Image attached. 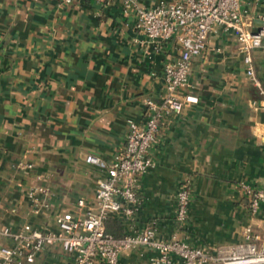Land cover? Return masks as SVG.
Instances as JSON below:
<instances>
[{
    "label": "crops",
    "instance_id": "crops-1",
    "mask_svg": "<svg viewBox=\"0 0 264 264\" xmlns=\"http://www.w3.org/2000/svg\"><path fill=\"white\" fill-rule=\"evenodd\" d=\"M161 1L174 2L139 3ZM241 12L252 33L264 30V0H243ZM135 26V13L119 2L0 0V226L54 231L60 215L82 219L95 210L98 180L125 147L129 122L145 124L146 99H161L164 67L179 57L175 41L158 46ZM254 66L264 92V38ZM189 84L183 93L199 102L161 124L155 167L138 189L140 211L109 218L106 230L121 238L154 224L160 239L177 234L206 250L240 243L248 227L264 239V206L253 214L246 190L264 185L262 96L232 32L210 34ZM90 155L104 168L88 164ZM20 162L33 168L20 170ZM185 182L189 220L180 228L176 195ZM35 185L50 191L40 196L49 205L40 213L28 196ZM155 255L139 248L119 264H149ZM71 262L54 246L32 264Z\"/></svg>",
    "mask_w": 264,
    "mask_h": 264
},
{
    "label": "built area",
    "instance_id": "built-area-1",
    "mask_svg": "<svg viewBox=\"0 0 264 264\" xmlns=\"http://www.w3.org/2000/svg\"><path fill=\"white\" fill-rule=\"evenodd\" d=\"M107 4L119 2L125 14L135 13L136 29L158 46L175 41L179 57L164 67V94L159 101L146 99V122L130 121L125 147L118 152L107 168L106 176L98 180L95 192V210L86 212L82 219L70 213L57 218L54 231H41L25 225L19 231L0 226V240L10 243L0 246V264H32L36 256L60 246L71 257V264H119L120 256L128 251L147 248L156 255L149 264H264V239L251 227L243 240L235 245L206 250L180 239L175 234L170 240L160 239L152 224L117 238L106 230V221L114 216L130 219L140 209L142 201L138 189L142 178L155 163L152 149L156 145L163 121L180 115L188 106L196 105L198 97L183 93L189 87L192 61L207 48L209 36L217 27L232 32L243 54L248 79L261 90L256 76L254 52L263 46L264 30L252 33L241 12L243 0H174L161 1L146 8L139 0H100ZM70 6L74 0H60ZM259 103L264 112V92ZM86 162L104 168L102 160L87 156ZM18 168L29 171L32 165L20 162ZM250 210L258 213L264 206V185L259 189L247 188ZM46 187L32 186L28 191L33 211L40 213L49 207L40 196H48ZM190 186L183 183L176 195V222L184 228L189 220ZM85 207L84 201L79 202Z\"/></svg>",
    "mask_w": 264,
    "mask_h": 264
}]
</instances>
